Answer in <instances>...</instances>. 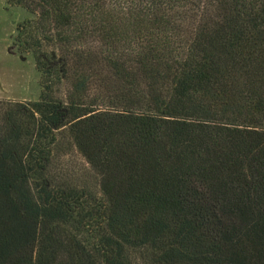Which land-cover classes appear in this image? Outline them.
<instances>
[{
  "label": "trees",
  "instance_id": "16d2710c",
  "mask_svg": "<svg viewBox=\"0 0 264 264\" xmlns=\"http://www.w3.org/2000/svg\"><path fill=\"white\" fill-rule=\"evenodd\" d=\"M7 2L0 264H264V0Z\"/></svg>",
  "mask_w": 264,
  "mask_h": 264
},
{
  "label": "rangeland",
  "instance_id": "374dc122",
  "mask_svg": "<svg viewBox=\"0 0 264 264\" xmlns=\"http://www.w3.org/2000/svg\"><path fill=\"white\" fill-rule=\"evenodd\" d=\"M31 17L24 8L0 0V104L29 102L40 97V73L35 57L21 52L15 44L18 25ZM75 159L80 161L77 155L71 157Z\"/></svg>",
  "mask_w": 264,
  "mask_h": 264
}]
</instances>
